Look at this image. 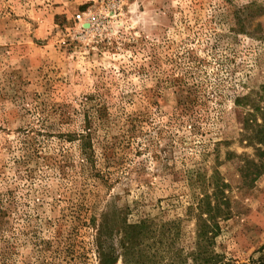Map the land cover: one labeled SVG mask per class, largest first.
<instances>
[{
	"label": "rangeland",
	"instance_id": "1",
	"mask_svg": "<svg viewBox=\"0 0 264 264\" xmlns=\"http://www.w3.org/2000/svg\"><path fill=\"white\" fill-rule=\"evenodd\" d=\"M262 86L264 0H0V264H264Z\"/></svg>",
	"mask_w": 264,
	"mask_h": 264
},
{
	"label": "trees",
	"instance_id": "2",
	"mask_svg": "<svg viewBox=\"0 0 264 264\" xmlns=\"http://www.w3.org/2000/svg\"><path fill=\"white\" fill-rule=\"evenodd\" d=\"M248 16H249L248 13L245 16L237 15V21H238L237 24L239 26H243V23H242L243 21H241V20H242V18H244L246 21V18H248ZM260 90L262 93L261 96L256 95L258 97L257 101L255 103H253L252 105H250L251 106V112L247 113V115L245 117L243 116L241 123L243 124L244 129H248L252 132V137H250V143L251 144L256 143V144L264 145V106L260 105V102L264 103V86H262ZM244 100H246V99H244ZM235 106L238 109L243 108V104L241 103V100H236ZM256 117H260L261 124H258L256 122ZM86 140H87V134L83 135L82 139H81V141H83L82 142V149H84L85 152L88 151V149H89L87 147ZM103 225H104L103 223H100L99 231L103 230V227H104ZM102 258L104 260L103 264H109L108 263L109 258L107 256L105 257V255H102Z\"/></svg>",
	"mask_w": 264,
	"mask_h": 264
}]
</instances>
